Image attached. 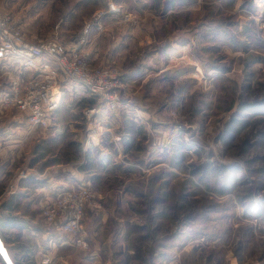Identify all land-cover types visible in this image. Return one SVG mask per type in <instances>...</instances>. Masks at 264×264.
Here are the masks:
<instances>
[{
    "label": "rangeland",
    "instance_id": "obj_1",
    "mask_svg": "<svg viewBox=\"0 0 264 264\" xmlns=\"http://www.w3.org/2000/svg\"><path fill=\"white\" fill-rule=\"evenodd\" d=\"M61 1L4 8L29 37L68 39L83 25L56 28ZM106 1L67 3L91 19ZM188 1L178 18L153 22L155 33L142 21L117 43L123 56L112 64L136 80L123 84L121 126L90 182L122 192L95 193L98 218L121 222L124 264H264V0Z\"/></svg>",
    "mask_w": 264,
    "mask_h": 264
},
{
    "label": "crops",
    "instance_id": "obj_2",
    "mask_svg": "<svg viewBox=\"0 0 264 264\" xmlns=\"http://www.w3.org/2000/svg\"><path fill=\"white\" fill-rule=\"evenodd\" d=\"M12 1L0 0V5L11 6ZM67 1L70 0L61 1V5L67 6L66 11L55 21L57 29L63 28L61 33L70 22L82 26L90 19L86 12H78L73 9L77 5ZM115 1L128 10L143 14V33H155L153 22L167 21L170 15L178 18L190 3L188 0ZM104 21L106 30L91 41L89 58L98 64L120 62L123 51L117 43L128 39V33H137L139 27L125 25L110 15ZM176 33H179L178 29ZM30 38L39 37L33 34ZM32 74L33 71L17 59L0 60V264H124L122 254L127 252L128 244L123 236H118L121 222L116 226L113 222L108 224L105 214L103 221H99L100 206L88 207L83 219L88 247L76 246L67 233L56 224L46 223L42 215V207L48 198L64 189L92 183L100 173L99 164L109 154L103 141L106 135L112 134L113 128L121 126L122 115L119 109H108L80 83L64 78V95L50 126L31 128L23 114L1 103V97L13 77L25 79ZM131 75L130 72H122L126 86L136 80ZM89 107L99 108L92 118L86 115ZM119 136L113 140L117 157L123 149ZM129 136L127 134L126 138ZM50 144L57 147L45 152L44 148ZM71 147H78L81 156L71 153ZM21 170L27 171L28 176L20 177ZM95 193L98 198H117L122 194L114 190ZM46 258L50 259L49 263H44Z\"/></svg>",
    "mask_w": 264,
    "mask_h": 264
},
{
    "label": "built area",
    "instance_id": "obj_3",
    "mask_svg": "<svg viewBox=\"0 0 264 264\" xmlns=\"http://www.w3.org/2000/svg\"><path fill=\"white\" fill-rule=\"evenodd\" d=\"M109 15L131 27L138 26L144 19L142 13L108 0L106 7L96 11L80 31L68 39L58 35L33 39L26 34L22 22L0 5V60L17 59L33 71L25 79L13 77L3 92L1 103L17 109L31 128H48L61 104L62 80L65 78L80 83L108 109L118 110L124 84L121 69L116 64L93 63L88 49L93 38L106 30L104 18ZM98 111V107H89L86 115L92 118ZM19 176L25 178L28 173L21 170ZM99 205L87 182L48 198L42 207V215L46 223L56 224L67 233L76 246L88 247L83 219L88 207ZM49 262V258L44 259V263Z\"/></svg>",
    "mask_w": 264,
    "mask_h": 264
},
{
    "label": "trees",
    "instance_id": "obj_4",
    "mask_svg": "<svg viewBox=\"0 0 264 264\" xmlns=\"http://www.w3.org/2000/svg\"><path fill=\"white\" fill-rule=\"evenodd\" d=\"M127 133V132H126ZM129 133V132H128ZM130 134V133H129ZM103 144H107V143H105V141H103ZM128 146H129V143H128V145L127 146H125V152H128Z\"/></svg>",
    "mask_w": 264,
    "mask_h": 264
}]
</instances>
